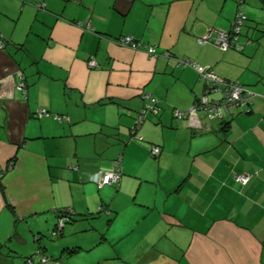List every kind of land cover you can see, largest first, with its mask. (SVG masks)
I'll return each instance as SVG.
<instances>
[{"label":"crops","instance_id":"1","mask_svg":"<svg viewBox=\"0 0 264 264\" xmlns=\"http://www.w3.org/2000/svg\"><path fill=\"white\" fill-rule=\"evenodd\" d=\"M241 9L243 50L223 51L197 37L229 30L236 0H0L5 264L37 249L61 264H264V0ZM127 35L157 56L121 45ZM182 58L239 81L251 103L209 129L173 118L204 91ZM146 95L159 113L148 114L141 141L130 139ZM38 108L68 119L38 118ZM119 155L120 181L98 188L90 174ZM65 208L74 220L52 235Z\"/></svg>","mask_w":264,"mask_h":264},{"label":"built area","instance_id":"2","mask_svg":"<svg viewBox=\"0 0 264 264\" xmlns=\"http://www.w3.org/2000/svg\"><path fill=\"white\" fill-rule=\"evenodd\" d=\"M243 0H238L237 11L235 13L231 28L229 30L209 28L207 32L197 37V42L207 43L213 42L221 50L226 51L228 49H234L236 51L243 50V45L239 42L241 35V29L247 19L245 12L241 9ZM84 29L90 30L89 23H77ZM119 43L124 46H129L133 49L142 48L147 52L149 58H155L157 56L155 47L153 45H142L141 43L134 41L129 35L119 38ZM4 47V43L0 42V48ZM164 56L171 57L169 52H164ZM89 67L96 66V61L90 57L87 61ZM178 64L183 66L193 67L204 84V91L195 99L194 103L188 108H173L172 116L176 119L185 120L186 123L193 128H205L209 129L208 121L211 120H223L229 116L235 109H243L251 103L253 92L247 89L239 81L227 80L217 76L211 68L200 67L194 62H191L187 58L178 59ZM18 89L26 94V86L23 82V77L18 84ZM220 93V97L211 98L210 93ZM146 101L142 109L137 113L135 124L139 126L145 119L149 112L156 114L158 112V100L152 98L149 95L145 96ZM34 116L48 117L52 116L54 119L60 120L62 118L68 119L66 116L59 114H52L46 108L36 109ZM264 119V118H263ZM151 154L155 155L159 152L157 146L151 147ZM121 157L120 155L113 161V168L107 171H97L89 176V180L94 182L98 188L105 185L117 184L121 179ZM236 181L240 184H246L248 176L245 174H238L235 176ZM69 213L73 214L71 208L67 209ZM66 217L61 216L57 221V229L52 234L58 233L62 228ZM35 261L29 260V264H61L57 261L50 260L46 255L37 251L35 254Z\"/></svg>","mask_w":264,"mask_h":264},{"label":"trees","instance_id":"3","mask_svg":"<svg viewBox=\"0 0 264 264\" xmlns=\"http://www.w3.org/2000/svg\"><path fill=\"white\" fill-rule=\"evenodd\" d=\"M244 1V0H243ZM236 2L238 3V0H236ZM143 107V106H142ZM158 112L156 113V114H154V113H152V112H149L148 114H152V115H157L158 113H159V110H160V105H159V101H158ZM142 109V108H141ZM140 109V110H141ZM139 110V111H140ZM138 111V112H139ZM137 112V113H138ZM148 114L146 115V119L139 125V126H137L136 124H135V119H136V117H137V114L135 115V117H134V119H133V122H132V124H131V126H130V139H137L138 141H141L143 138H142V136L140 135V133H139V131H140V128H141V126H142V124L147 120V118H148ZM173 117V116H172ZM174 118V117H173ZM176 119V118H175ZM225 126H227V124L225 125ZM152 146H157L158 148H159V152L158 153H156L155 155H152L151 154V147ZM160 153H161V147L159 146V145H157V144H152L151 146H150V148H149V154H150V156L151 157H153V158H157L159 155H160ZM120 157H121V162H122V156L120 155ZM121 171H122V169H121ZM121 176H122V173H121ZM112 185H114V184H112ZM68 208H65V209H63V210H61L60 212H59V217H61L62 215L63 216H65L66 217V219H65V221H64V223H63V225H65L66 223H68V222H70V221H72V220H74V218L72 217V215L74 214H71V213H69L68 212V210H67ZM58 217V218H59ZM63 227L64 226H62V228L59 230V232H58V234L59 233H61L62 232V230H63ZM55 229H57V223L55 224V227L53 228V230H51V232L50 233H53V231H55ZM57 233H55V234H52V235H56ZM77 249H78V247H73V248H70L69 250L67 249L66 251L68 252V253H74V252H76L77 251ZM37 251H39V252H41V253H43L44 255H46L44 252H42L41 250H39V249H37L35 252H33L30 256H27L26 258H25V264H29V260H32V261H35L36 262V260H35V254H36V252ZM50 259V258H49ZM55 259V258H54ZM50 260H52V259H50ZM4 261H6V259H5V257H0V264H5L4 263ZM52 261H55V260H52Z\"/></svg>","mask_w":264,"mask_h":264},{"label":"rangeland","instance_id":"4","mask_svg":"<svg viewBox=\"0 0 264 264\" xmlns=\"http://www.w3.org/2000/svg\"><path fill=\"white\" fill-rule=\"evenodd\" d=\"M49 235H50V236H48V237H51V234H50V233H49ZM51 239H52V238H51ZM51 242H52V241H49L48 243L51 244ZM53 255H54L53 257L55 258L56 256L59 255V251H58V252L55 251ZM12 258H13V261H12V262H9V263H7V264H17V262H19V261H18L19 257H12ZM71 259H74V258H71Z\"/></svg>","mask_w":264,"mask_h":264}]
</instances>
